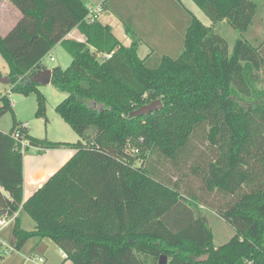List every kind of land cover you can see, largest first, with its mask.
I'll list each match as a JSON object with an SVG mask.
<instances>
[{"label": "trees", "instance_id": "1", "mask_svg": "<svg viewBox=\"0 0 264 264\" xmlns=\"http://www.w3.org/2000/svg\"><path fill=\"white\" fill-rule=\"evenodd\" d=\"M191 1L212 26L190 15L182 53L146 71L150 64L138 58V41L124 48L110 27L87 22L81 0H9L22 15L0 36L10 92L34 93L35 117L44 118L45 98L30 79L46 68L43 59L60 43L71 62L65 69L51 68L50 84L65 94L55 112L78 137L75 143L39 140L15 121L9 133L0 132V217L22 209L35 223L25 231L15 218L14 250L33 239L51 241L72 264H158L161 255L167 264H264V90L257 86L264 43L255 48L242 37L259 0ZM223 21L239 35L230 50L213 30ZM74 29L85 42L66 39ZM156 100L162 104L159 110L129 117ZM11 111L8 96H0V117ZM199 129L204 137L202 150L196 148L205 166L202 187L225 200L223 209H214L192 191L185 197L178 184L160 181L145 166L147 154L174 163L189 159ZM15 131L28 144L24 153L29 148L75 151L25 202L23 154L14 151L11 138ZM130 149H137L135 156ZM137 158L144 159L138 167ZM187 199L199 204L185 227L175 233L163 228L159 235L143 231L149 221L158 223ZM200 202L217 210L234 230L218 248L198 210ZM205 255V262H194Z\"/></svg>", "mask_w": 264, "mask_h": 264}, {"label": "crops", "instance_id": "2", "mask_svg": "<svg viewBox=\"0 0 264 264\" xmlns=\"http://www.w3.org/2000/svg\"><path fill=\"white\" fill-rule=\"evenodd\" d=\"M81 1L89 6L103 5L104 9L98 21L103 26L111 28L113 35L117 38L122 47H129L133 39L138 41V58L150 64V66L144 68L146 71L153 70L150 68H153L155 64L160 63L161 65L165 60L175 59L182 53L185 43L184 36L190 15H193L201 22L198 15L202 11L191 0H181L180 3H176L173 0H165L167 9L165 10L164 8L160 11V14L157 12V14L154 15L150 13L151 10H146L144 8L146 4L141 2L142 0L138 2L133 0ZM165 13L167 15V24L156 23L155 25H150L154 21L159 22L165 20L161 17L165 15ZM21 17L22 15L19 10L14 7L9 0H0V36L5 37L15 27ZM158 17H161V19ZM225 24H227L225 21L219 23V25ZM214 27L215 25H213V30L215 31ZM126 28H128L129 32L126 31ZM66 39L85 42V37L76 29L72 30L66 36ZM58 47L63 48L60 43L57 44L45 58H49L50 62H55V59H53L51 55ZM119 51L120 50L117 49L114 53L107 56L106 59H112ZM51 59H53V61H51ZM46 68L51 69L52 67ZM8 72L5 61L0 57V77H8ZM9 91V85H4L0 82V96H8ZM51 138L52 139H50L47 134L46 138L43 140L56 143H75L78 141V138L74 140L72 138ZM38 151L39 149H35L34 152L23 157V202L27 201L37 189L71 159L75 153L73 149L67 147L45 150L42 152ZM169 213L170 212H168L163 219L169 221ZM1 218L4 220L5 226L0 228V246L10 249L7 254L0 258V264H72V262L66 258V254L49 240L36 241L30 239L24 243L20 250L16 251L12 249V231L15 218H19L21 228L25 231L33 230L35 223L22 209L12 217L3 215Z\"/></svg>", "mask_w": 264, "mask_h": 264}, {"label": "rangeland", "instance_id": "3", "mask_svg": "<svg viewBox=\"0 0 264 264\" xmlns=\"http://www.w3.org/2000/svg\"><path fill=\"white\" fill-rule=\"evenodd\" d=\"M133 1L138 2L139 0ZM141 2L146 4L144 8L146 10H151L150 13L153 15L157 14V12L160 14V11L164 8L165 10L167 9L165 0H142ZM166 16L167 15L165 13V15L161 16L165 20L159 22L154 21L150 25H155L156 23L167 24L168 22L166 21ZM161 17L158 18L161 19ZM198 17L204 26H212L211 21L202 12L199 13ZM214 28L215 32L226 41L230 50L235 40L239 37L238 33L227 24H216ZM242 37L255 48L261 47L263 45L264 0L258 1V11L253 18L252 24L248 30L242 34ZM51 56L53 59H55V62H50L49 58L43 59V65L48 68L60 67L61 69H65L71 62V56L67 53L64 47H58V49H56ZM259 76L260 81L257 85L258 89L264 90V65L259 70ZM37 88L45 98L44 118L35 117L37 101L34 93L24 96L9 91L8 98L12 104V111L7 112L0 117V132L4 134L9 133L13 125V121H15L18 124L24 125L27 128L28 135L32 138L43 140L46 138L47 134L50 139H52L51 137H54V139L72 138L73 140L78 138L77 135L70 129V127L64 123L59 115L55 112V107L65 98V94L56 90L51 84L44 86L38 85ZM91 133L92 131L89 130L88 134ZM203 142V133L199 129L196 131L195 136L191 141V146H193V149L189 159L186 160L182 157L177 163H174L163 159L157 154H147L145 157V166L154 170L157 179L160 181L164 183L175 182L178 184L177 189L185 197L187 196L188 191H192L197 197L205 199V201L211 204L214 209H223V204L225 203H223L222 200L224 202L225 200H220L218 195L206 193L202 187V174L200 171L205 166L202 165L198 159L196 148L197 150H202L200 149V145H202ZM204 146L207 145L204 143ZM34 151V148H29L28 151L24 153L23 157ZM129 151L133 153V149H130ZM143 160L137 158V160L134 162L135 166H141ZM194 169L198 170L196 174L193 172ZM196 203L199 204V201L192 199H187L183 203L181 202L177 207H174L173 210L170 211L168 217L170 222L166 219H162L158 223L156 221H149L147 225L143 226V231L159 235V233H163L162 229L164 228L168 229L172 233H175L177 230L185 227L192 220L191 212H196ZM198 210L200 214L205 216L208 221V227L213 235L214 247L218 248L227 243L234 235L233 228L221 218V216L217 213V210H213L204 204H202Z\"/></svg>", "mask_w": 264, "mask_h": 264}, {"label": "water", "instance_id": "4", "mask_svg": "<svg viewBox=\"0 0 264 264\" xmlns=\"http://www.w3.org/2000/svg\"><path fill=\"white\" fill-rule=\"evenodd\" d=\"M51 76L52 71L51 69H42L38 72H36L30 79L31 83H36L38 85H48L51 82ZM0 82L4 85H9L10 80L8 77H0ZM162 107V104L159 100L153 101L147 105L140 106L135 111L131 112L129 114L130 118H137L141 116H147L157 110H159ZM208 259V255L200 256L198 258H194L195 263H202L205 262ZM158 264H167V257L164 255H161L158 261Z\"/></svg>", "mask_w": 264, "mask_h": 264}, {"label": "built area", "instance_id": "5", "mask_svg": "<svg viewBox=\"0 0 264 264\" xmlns=\"http://www.w3.org/2000/svg\"><path fill=\"white\" fill-rule=\"evenodd\" d=\"M86 7H87L88 13H87V16L85 17V20L87 22H93V21L98 20L100 14L103 11L101 4L97 5V6H89V5H87ZM51 61H53V59H51ZM11 138L15 142L14 151L24 154L25 149L28 147V144H27V142L25 140L22 139V136L19 134V132L15 131L11 135ZM130 153L133 154V155L136 154L137 153V149H133V153L132 152H130ZM3 226H5V222L0 217V228H2ZM9 249L10 248H8V247L0 246V256L2 257L5 254H7ZM39 261H41V260H39ZM244 264H255V263H254L253 260H247L246 262H244Z\"/></svg>", "mask_w": 264, "mask_h": 264}]
</instances>
